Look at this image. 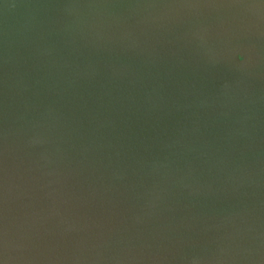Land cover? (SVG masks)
<instances>
[{
	"label": "water",
	"instance_id": "water-1",
	"mask_svg": "<svg viewBox=\"0 0 264 264\" xmlns=\"http://www.w3.org/2000/svg\"><path fill=\"white\" fill-rule=\"evenodd\" d=\"M0 264H264V0H0Z\"/></svg>",
	"mask_w": 264,
	"mask_h": 264
}]
</instances>
